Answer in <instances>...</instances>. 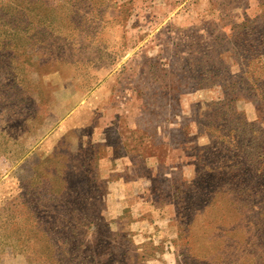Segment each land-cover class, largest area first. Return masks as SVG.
<instances>
[{"label":"rangeland","instance_id":"rangeland-1","mask_svg":"<svg viewBox=\"0 0 264 264\" xmlns=\"http://www.w3.org/2000/svg\"><path fill=\"white\" fill-rule=\"evenodd\" d=\"M0 264H264V0H0Z\"/></svg>","mask_w":264,"mask_h":264}]
</instances>
